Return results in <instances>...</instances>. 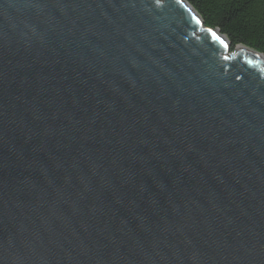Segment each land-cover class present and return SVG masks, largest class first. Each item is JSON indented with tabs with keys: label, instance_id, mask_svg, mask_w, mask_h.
<instances>
[{
	"label": "water",
	"instance_id": "water-1",
	"mask_svg": "<svg viewBox=\"0 0 264 264\" xmlns=\"http://www.w3.org/2000/svg\"><path fill=\"white\" fill-rule=\"evenodd\" d=\"M209 28L0 0V264H264V54Z\"/></svg>",
	"mask_w": 264,
	"mask_h": 264
},
{
	"label": "trees",
	"instance_id": "trees-1",
	"mask_svg": "<svg viewBox=\"0 0 264 264\" xmlns=\"http://www.w3.org/2000/svg\"><path fill=\"white\" fill-rule=\"evenodd\" d=\"M205 25L219 29L231 43L264 54V0H186Z\"/></svg>",
	"mask_w": 264,
	"mask_h": 264
},
{
	"label": "snow or ice",
	"instance_id": "snow-or-ice-1",
	"mask_svg": "<svg viewBox=\"0 0 264 264\" xmlns=\"http://www.w3.org/2000/svg\"><path fill=\"white\" fill-rule=\"evenodd\" d=\"M159 2H160V0H157V3H159ZM176 2H177L178 4H181V5L183 6V0H176ZM189 11H190V10H189ZM193 19L195 20V22H196L198 25L201 23V21L199 20V18H197L195 15H193ZM207 31L209 32L210 35H212L213 37H215L216 40H217L221 45H223L225 48H227L228 45L225 43V41H224L219 35H217V33H216L213 29L209 28V29H207ZM249 63H252V61L249 60Z\"/></svg>",
	"mask_w": 264,
	"mask_h": 264
}]
</instances>
